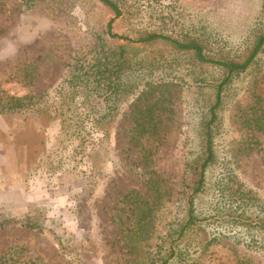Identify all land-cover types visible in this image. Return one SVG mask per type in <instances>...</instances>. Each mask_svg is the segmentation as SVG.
<instances>
[{"label": "trees", "instance_id": "1", "mask_svg": "<svg viewBox=\"0 0 264 264\" xmlns=\"http://www.w3.org/2000/svg\"><path fill=\"white\" fill-rule=\"evenodd\" d=\"M19 1L27 14L57 24L67 21L64 13L69 0ZM87 1L90 7L95 5L105 13L106 20L99 28L92 26L74 45L70 61L53 88L57 98L30 91L26 96L15 98L0 92V117L7 119V138L9 136L14 145L26 149V168L43 154L42 130L49 123L57 121L60 128L72 123L76 131H83L85 125L69 114V105L80 99L91 110L89 133L95 134L89 143L90 153H87L92 160L91 179L103 177L108 139L121 118L129 123L127 142L132 144L138 156L136 163L143 178L142 193L133 190L117 194L114 198L117 211L112 213V217L121 222L124 232V264H207L205 260L203 262L206 250L220 240H228L263 256L264 195L228 174L217 190L218 202L212 212L199 216L194 199L203 189L206 170L214 162L225 96L228 91L237 90L231 88L241 78H247L242 86L245 101L241 107L232 110L231 118L239 122V129L246 139L240 141L236 152L247 155L256 150L260 143L255 134L264 140V22L252 28L241 48L231 52L215 47L198 32L172 36L130 28L128 34L123 33L120 25L125 11L121 2ZM178 69L184 70V76L188 78L184 90L192 88L196 94L194 103L189 106L191 113L187 112L186 117L195 144L192 153H181L180 176L175 184L157 172L153 164L159 148L170 134L169 94L167 89L165 92L156 90L168 82L158 77ZM34 74V68L26 73L27 87L34 81ZM154 77L159 83L153 81ZM37 119L44 124L38 126ZM13 120L19 122L15 127ZM21 137L24 141L20 144ZM0 138L8 141L3 134ZM169 205L171 212L167 210ZM42 222L26 214L21 218L2 219L0 227L16 224L45 233L62 254L75 256L78 264H89ZM156 226H161V232L154 236ZM191 234H199L203 241L186 243ZM149 239L153 242L148 243ZM87 247L90 254L95 255L96 246L92 241ZM16 262L17 257L10 264ZM234 264L251 263L240 256L235 258Z\"/></svg>", "mask_w": 264, "mask_h": 264}, {"label": "rangeland", "instance_id": "2", "mask_svg": "<svg viewBox=\"0 0 264 264\" xmlns=\"http://www.w3.org/2000/svg\"><path fill=\"white\" fill-rule=\"evenodd\" d=\"M125 16L121 32L143 28L178 35L198 32L215 47L231 52L241 48L249 32L264 22V0H117ZM64 16L67 21L57 24L51 20L27 14L19 0H0V92L12 97H23L33 92L56 97L54 86L69 63L74 45L86 36L92 26L101 27L105 13L87 0H69ZM34 68V81L26 85V73ZM182 69L158 77L168 82L171 107L170 134L155 156L153 168L177 184L182 162L181 153H192L195 142L189 133L187 112L196 98L195 91L184 90L188 78ZM153 81L159 83L156 77ZM181 80V81H180ZM247 78L234 83L224 99L216 138L214 162L205 172L204 186L194 199L199 216L212 212L217 205V190L228 174L238 177L248 188L264 195V140L255 134L260 145L247 155H240L236 147L246 135L231 112L245 101L242 88ZM243 86V87H242ZM69 114L85 125L83 131L54 121L42 130L44 152L38 161L26 168V149L14 145L7 138L8 122L0 117V221L21 218L28 214L42 221L45 228L58 235L67 247L74 248L79 258L89 264H124L126 242L121 222L112 217L117 211L114 198L135 190L142 193V176L137 165L135 148L127 142L129 123L121 118L108 139V157L101 180L90 178L91 162L87 153L95 134L89 132L91 110L80 99L70 105ZM188 108V109H187ZM38 126L43 125L41 119ZM19 122L13 120L15 127ZM74 125V124H73ZM79 126V124H78ZM78 134V135H77ZM82 140V141H81ZM20 144L24 139H19ZM81 141V142H80ZM215 141V142H216ZM189 148V149H188ZM171 205L167 210L171 212ZM167 218V217H164ZM128 221L125 222L127 225ZM161 226H156L159 235ZM85 238L87 242L84 241ZM89 241L96 246L90 254ZM203 241L199 234L187 236L186 243ZM148 243L153 242L149 239ZM87 243V245H86ZM131 245V242H129ZM136 246V245H135ZM134 252L137 251L135 247ZM84 256V258L82 257ZM244 256L251 264H264V255L231 244L216 241L208 247L204 260L207 264H234ZM78 264L74 257L64 255L45 233L16 224L0 227V264Z\"/></svg>", "mask_w": 264, "mask_h": 264}]
</instances>
